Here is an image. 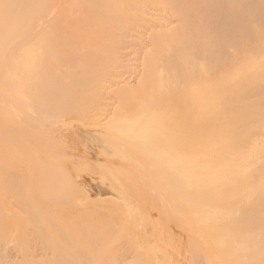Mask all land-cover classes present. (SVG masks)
Returning <instances> with one entry per match:
<instances>
[{
  "label": "rangeland",
  "instance_id": "1",
  "mask_svg": "<svg viewBox=\"0 0 264 264\" xmlns=\"http://www.w3.org/2000/svg\"><path fill=\"white\" fill-rule=\"evenodd\" d=\"M39 5L35 18L24 7L39 34L7 52L26 64L0 70L9 94L0 104V264H199L194 241L206 264L220 246L193 223L198 180L172 151L184 128L160 117L148 128L138 85L155 34L176 23L174 4Z\"/></svg>",
  "mask_w": 264,
  "mask_h": 264
},
{
  "label": "bare ground",
  "instance_id": "2",
  "mask_svg": "<svg viewBox=\"0 0 264 264\" xmlns=\"http://www.w3.org/2000/svg\"><path fill=\"white\" fill-rule=\"evenodd\" d=\"M168 1L176 23L166 35H152L153 51L138 81L150 102L147 126L155 128L160 117L162 125L184 128L183 144L172 151L183 152L185 176L198 180L191 192L201 221L193 223L215 233L220 246L206 264H264V0ZM39 2L0 0L1 72L26 64L21 53L7 52L27 50L20 38L39 34L24 9L35 18ZM15 74L8 77L17 83ZM4 84L0 78V104L9 95ZM204 249L201 241L191 244L199 264Z\"/></svg>",
  "mask_w": 264,
  "mask_h": 264
}]
</instances>
